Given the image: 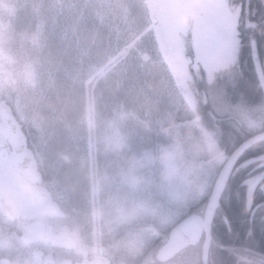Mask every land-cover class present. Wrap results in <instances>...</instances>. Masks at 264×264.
Instances as JSON below:
<instances>
[{"label": "trees", "instance_id": "trees-1", "mask_svg": "<svg viewBox=\"0 0 264 264\" xmlns=\"http://www.w3.org/2000/svg\"><path fill=\"white\" fill-rule=\"evenodd\" d=\"M97 4L98 0L69 3L22 0L7 33L13 37L8 46L17 56L31 57L40 64L36 75L42 91L28 96L21 112L13 100L7 101L26 135L29 150L35 154L42 181L66 185L73 205L84 218L90 217L91 211L86 80L143 32L151 19L147 0H113L109 18L98 15ZM135 45L137 48L119 57L92 86L93 130L99 138L108 119L120 111L126 113L121 128L126 133L125 147L130 157L145 149L159 152L174 130L185 134L192 116L185 106L178 110L171 106L166 85L173 82L186 104L189 99L196 102L201 123L214 133L220 144H232L229 147L232 148L238 143L236 131L223 135L209 121L206 110L211 107L218 115L217 108L221 107L204 101L201 90L205 89V73L202 66L201 71L194 69L198 59L191 33L183 41L184 54L189 59L186 65L190 69V75L185 77L183 59L175 56L177 44L159 37L155 28L145 31ZM139 51L147 52L148 58L143 59ZM230 76L235 84L237 75L231 72ZM230 94L234 101L222 109L225 113H236L237 89L229 91ZM164 118L169 128H162ZM37 122L43 127L42 143L38 142L39 133L34 127ZM227 123L235 124L233 120ZM99 164L102 177L106 170L101 169L102 160ZM234 175L225 193L231 190L229 193L236 196ZM206 199L207 195L187 211L202 212ZM222 201L223 197L217 211L223 210ZM133 226L127 223L116 228L124 230Z\"/></svg>", "mask_w": 264, "mask_h": 264}, {"label": "flooded vegetation", "instance_id": "flooded-vegetation-1", "mask_svg": "<svg viewBox=\"0 0 264 264\" xmlns=\"http://www.w3.org/2000/svg\"><path fill=\"white\" fill-rule=\"evenodd\" d=\"M184 1L174 0L173 10H180ZM229 7V18L221 25V38L212 48L216 55L229 51V59L215 71L204 70L205 89L201 90L206 103L221 107L217 108L218 115L211 107L206 110L211 124L223 135L236 131L239 138L238 143L229 148L232 144L222 145L215 137L223 152L217 173L238 146L261 133L263 135L248 143L236 158L226 187L235 173L233 181L237 183L238 194L231 195V190L225 193L226 187L223 191V210L217 209L211 222L207 258L203 255L204 234L198 243L185 245L167 259H163L159 252L168 238L163 241L161 232L159 237L154 232H145L141 236L144 246L133 249L125 235L129 229H138L136 225L124 230L93 227L91 214L84 218L82 212L71 204L70 193L67 197H59L50 182H29L26 175L18 182V171L10 150L8 160L0 157L10 177L0 182V196L5 192L10 194L19 206V214L10 219L0 213V264H51L57 258L62 264H264V0H229ZM198 10L189 9V24L193 28L204 19L200 18L202 14ZM169 11L154 16L155 25L168 19ZM245 27L250 38L245 41L251 48L250 60L247 54L243 60L236 55L239 48L236 34ZM231 72L237 75L235 84ZM235 89L236 113H225L222 108L234 101L231 94L228 95L229 91ZM229 120L235 124L227 123ZM255 180L258 181L249 195V188ZM36 190L49 193L65 216L54 215L49 205L37 198ZM58 220L61 225L56 236L62 237L61 243L42 242V235L50 236L57 230L54 226L60 224ZM73 223L75 228L71 227ZM65 234L66 240L63 239Z\"/></svg>", "mask_w": 264, "mask_h": 264}, {"label": "rangeland", "instance_id": "rangeland-1", "mask_svg": "<svg viewBox=\"0 0 264 264\" xmlns=\"http://www.w3.org/2000/svg\"><path fill=\"white\" fill-rule=\"evenodd\" d=\"M22 0H0V36L7 35L11 29L13 17L20 8ZM55 3H69L71 0H53ZM113 0H98L96 10L101 18H109V6ZM153 11L150 17L151 21L154 16H160L170 10V17L159 23V26H154L155 20L150 22L148 28L154 27L159 37L169 38L171 42H176L178 51L175 56L183 59L184 77L190 75L188 58L184 54L183 35L190 28L188 16L190 7L198 10L199 14L204 11L216 12L221 8L223 0H185L180 6V10H173L174 0H148ZM229 5V0H228ZM168 12V13H169ZM181 12V13H180ZM203 17V14L200 16ZM228 13L219 17L220 24L228 20ZM200 23L197 22L192 31L193 43L198 52V61L200 64L195 66H205L207 70H217L229 59V51L216 55L212 48L214 43H209L204 39ZM133 41L130 45H133ZM127 44V45H129ZM130 47L125 49V46L113 56V58L94 72L86 82V109H87V124H88V159H89V175H90V196H91V218L92 226L100 229L101 227H116L120 224L128 222L115 223L111 217V208L115 201H123L126 203L135 202L142 208V214L136 220L128 223L135 224L136 228L129 229L126 232L125 240L133 249H140L144 246L145 241L141 239L145 232H154L155 236L159 237V233L166 232L178 219H180L191 205L200 202L206 195L209 194L210 188L217 175V167L221 163L207 165L205 164L201 178L203 187L200 191L192 193L170 185L161 179L162 165L158 159L159 152L149 150L137 151L132 157L126 149L125 144L126 133L121 128V123L125 116V111L114 113L109 119L108 124L104 128L102 136L99 138L97 132L93 130L94 115H93V93L92 86L97 79L106 73L119 59L125 55ZM232 47L229 48L231 50ZM146 58L149 56L147 52ZM8 61H12L13 71L27 82L26 89L17 90H0V114L5 106L7 97L13 100L21 112L24 108L26 98L32 94L39 93L40 87L37 81L36 70L39 63L31 57L22 58L7 45L0 44V75H3L4 66ZM171 81V80H170ZM92 84V85H91ZM167 95L171 100V106L178 110L179 107L185 106L183 97L174 86L173 82L166 85ZM42 92V91H41ZM173 110V112H175ZM166 116H169L166 114ZM162 128H169L166 118L161 121ZM35 129L38 130L39 143H42L44 132L40 122H37ZM167 130V129H166ZM173 140V135L170 141L164 145L170 144ZM101 153V157L99 156ZM102 160V170L99 161ZM223 161V159H222ZM112 170L111 173L109 172ZM133 176L143 177L144 183L134 185L131 182ZM9 175L4 170V165L0 160V182L9 179ZM57 190L58 196L69 195L68 189L59 187ZM60 223V221L58 220ZM60 224H56L57 230L53 231L50 236H56L60 229ZM10 241H14L10 239ZM5 245V243H3Z\"/></svg>", "mask_w": 264, "mask_h": 264}, {"label": "clouds", "instance_id": "clouds-1", "mask_svg": "<svg viewBox=\"0 0 264 264\" xmlns=\"http://www.w3.org/2000/svg\"><path fill=\"white\" fill-rule=\"evenodd\" d=\"M13 40L10 35L0 36V44L8 45ZM12 61L4 66L3 75H0V90H17L28 87L19 74L14 73ZM186 110L192 119L188 123L187 132L181 135L178 131L173 132V140L170 144L162 145L158 153V159L162 165L161 179L177 188L196 193L203 187L201 172L205 164L213 165L220 163L223 152L212 131L201 123L199 108L196 102L189 99ZM131 182L134 185L144 183L143 177L133 176ZM0 213L8 218H15L19 214V206L14 198L4 193L0 196ZM57 217H64L65 213L56 209L53 213ZM142 214L139 204L132 202L115 201L111 208V217L115 223L132 222ZM75 228V223L72 224ZM67 234L63 239H67ZM44 243H61L62 237L44 234L40 237ZM51 264H62L60 259H54Z\"/></svg>", "mask_w": 264, "mask_h": 264}, {"label": "water", "instance_id": "water-1", "mask_svg": "<svg viewBox=\"0 0 264 264\" xmlns=\"http://www.w3.org/2000/svg\"><path fill=\"white\" fill-rule=\"evenodd\" d=\"M1 118L4 124L0 127V157L5 160L10 158L11 151L7 143L8 139L13 146L14 162L19 176L18 182H21L20 178L24 175H27L29 180L34 181L37 178V174L35 172V162L33 161L32 155L26 149L25 136L12 116L3 112ZM262 135L263 134L261 133L250 138L231 153L229 159L218 172L207 199L203 214L192 212L183 217L170 229L167 240L159 249L160 255L163 259L171 257L177 250L181 249L185 245L198 243L203 234L205 235L203 240V255L204 258H207L208 248L211 241V222L215 211L220 204L222 192L227 184L229 175L232 172L236 158L248 143ZM257 181L258 180H255L251 184L249 188V195ZM35 193L37 198L46 202L51 210H56L57 204L51 200L49 193L41 191H37Z\"/></svg>", "mask_w": 264, "mask_h": 264}, {"label": "snow or ice", "instance_id": "snow-or-ice-1", "mask_svg": "<svg viewBox=\"0 0 264 264\" xmlns=\"http://www.w3.org/2000/svg\"><path fill=\"white\" fill-rule=\"evenodd\" d=\"M229 11H230V7L228 5V0H223L221 8L218 9L216 12L204 11L202 13L204 19L200 27L204 39H206L209 43H215L218 39L221 38L223 29L221 27L219 17L221 15H226ZM242 14H243V5H241V15ZM247 33H248V28L245 27L243 30L238 31L236 34L238 36V41H239V48L236 55L241 60H243L246 54L249 60L252 57L251 48L245 44V41L250 39ZM257 50L259 51V46Z\"/></svg>", "mask_w": 264, "mask_h": 264}, {"label": "bare ground", "instance_id": "bare-ground-1", "mask_svg": "<svg viewBox=\"0 0 264 264\" xmlns=\"http://www.w3.org/2000/svg\"><path fill=\"white\" fill-rule=\"evenodd\" d=\"M129 46H130V45H126V46H125V49H127Z\"/></svg>", "mask_w": 264, "mask_h": 264}]
</instances>
